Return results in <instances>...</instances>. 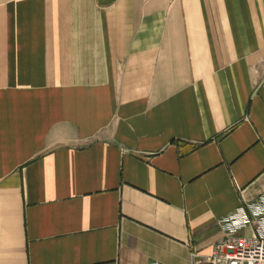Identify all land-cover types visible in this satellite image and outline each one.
<instances>
[{
	"label": "crops",
	"instance_id": "obj_1",
	"mask_svg": "<svg viewBox=\"0 0 264 264\" xmlns=\"http://www.w3.org/2000/svg\"><path fill=\"white\" fill-rule=\"evenodd\" d=\"M263 197L264 0H0V264H192Z\"/></svg>",
	"mask_w": 264,
	"mask_h": 264
},
{
	"label": "built area",
	"instance_id": "obj_2",
	"mask_svg": "<svg viewBox=\"0 0 264 264\" xmlns=\"http://www.w3.org/2000/svg\"><path fill=\"white\" fill-rule=\"evenodd\" d=\"M258 212L260 218L255 220V234L249 237L237 236L253 223L246 209L240 208L222 220L223 237L214 244L208 257L191 254L192 264H264V208H259Z\"/></svg>",
	"mask_w": 264,
	"mask_h": 264
}]
</instances>
